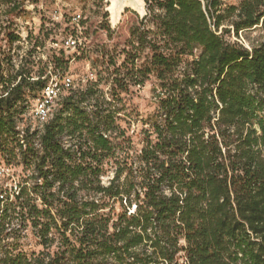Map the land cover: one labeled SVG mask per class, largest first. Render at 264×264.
<instances>
[{
	"label": "trees",
	"instance_id": "obj_1",
	"mask_svg": "<svg viewBox=\"0 0 264 264\" xmlns=\"http://www.w3.org/2000/svg\"><path fill=\"white\" fill-rule=\"evenodd\" d=\"M144 1L149 27L100 52L108 97L68 90L39 130L22 115L68 58L35 40L16 63L26 0H0V264H264V39L224 37L264 29V0ZM150 79L136 148L122 95Z\"/></svg>",
	"mask_w": 264,
	"mask_h": 264
},
{
	"label": "rangeland",
	"instance_id": "obj_2",
	"mask_svg": "<svg viewBox=\"0 0 264 264\" xmlns=\"http://www.w3.org/2000/svg\"><path fill=\"white\" fill-rule=\"evenodd\" d=\"M239 1L226 0L227 4L235 5ZM143 2L145 10L143 16L135 10L126 7L120 14L118 23L112 25L108 11L109 0H26V12L15 20L13 27L21 37V41L14 46V52L17 54L16 63H19L20 59L31 49L35 40L41 45L35 50V60L40 61V66L49 62L51 56L58 53L65 34L73 32V26L70 24L71 17L75 13H81L80 24L82 30L79 36L85 46L76 52L72 50L64 52V57L68 58L66 70L70 71L78 79H82L87 75L88 71H92L95 80L101 79L100 89L108 97L110 79L105 73L100 52L105 49L112 55L115 50L123 47L129 38L130 29L133 26L139 25L143 27V25H147L149 27L152 15L158 13V11L150 6L146 7L144 0ZM28 35L29 38H27ZM224 37L228 41H237L245 47H250L252 44L264 39V29L257 26L242 31L238 37H235L233 33L224 34ZM152 85L153 79H150L143 87L134 88L128 94L122 95L126 105V113H130L133 116L129 134L132 135L136 148L141 146L142 135L140 132L142 127H144L141 121L155 107L151 94ZM32 102V99H30V103L22 115V120L19 123L21 128L26 125H30L32 128L35 127V121L29 115V106ZM58 109L59 107L56 108V111ZM65 139L64 137L63 140L65 141ZM111 175L112 173L109 171L103 177V181L107 182ZM31 244V249H39L34 245L33 240Z\"/></svg>",
	"mask_w": 264,
	"mask_h": 264
},
{
	"label": "built area",
	"instance_id": "obj_3",
	"mask_svg": "<svg viewBox=\"0 0 264 264\" xmlns=\"http://www.w3.org/2000/svg\"><path fill=\"white\" fill-rule=\"evenodd\" d=\"M221 1H223V5L227 3L226 0ZM80 21L81 13H75L71 17L73 32L65 35L61 43L65 52L67 50L76 52L85 46L83 40L79 36L82 30ZM41 78H47V82L45 86L37 92V95L29 106V115L35 121V128L39 130H41L44 124L53 117L66 91L83 87L87 81L95 80L92 71H88L85 77L78 79V77H75L74 74L66 69H53L51 63H48V70ZM4 172L8 173L9 170L0 167V174Z\"/></svg>",
	"mask_w": 264,
	"mask_h": 264
},
{
	"label": "bare ground",
	"instance_id": "obj_4",
	"mask_svg": "<svg viewBox=\"0 0 264 264\" xmlns=\"http://www.w3.org/2000/svg\"><path fill=\"white\" fill-rule=\"evenodd\" d=\"M110 6L108 8L110 14V21L112 25H116L120 19V14L123 9L129 7L136 12H138L141 16L145 14L143 0H125L120 7H116L114 0H109ZM144 11V12H143Z\"/></svg>",
	"mask_w": 264,
	"mask_h": 264
},
{
	"label": "water",
	"instance_id": "obj_5",
	"mask_svg": "<svg viewBox=\"0 0 264 264\" xmlns=\"http://www.w3.org/2000/svg\"><path fill=\"white\" fill-rule=\"evenodd\" d=\"M125 0H114L116 7H120ZM144 4V2H143Z\"/></svg>",
	"mask_w": 264,
	"mask_h": 264
}]
</instances>
